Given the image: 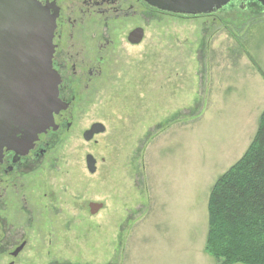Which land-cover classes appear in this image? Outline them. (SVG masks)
Masks as SVG:
<instances>
[{
    "label": "rangeland",
    "instance_id": "rangeland-1",
    "mask_svg": "<svg viewBox=\"0 0 264 264\" xmlns=\"http://www.w3.org/2000/svg\"><path fill=\"white\" fill-rule=\"evenodd\" d=\"M143 25L145 40L119 39L104 76L79 93L38 164L46 189L22 216L21 182L9 190L10 222L27 241L16 264H217L205 252L208 199L264 110L250 58L264 72V12L155 14ZM95 122L107 129L86 141ZM90 202L104 207L92 214Z\"/></svg>",
    "mask_w": 264,
    "mask_h": 264
},
{
    "label": "flooded vegetation",
    "instance_id": "flooded-vegetation-1",
    "mask_svg": "<svg viewBox=\"0 0 264 264\" xmlns=\"http://www.w3.org/2000/svg\"><path fill=\"white\" fill-rule=\"evenodd\" d=\"M47 8L49 16L57 25V47L53 58V68L61 79L59 99L71 103L73 110L81 99L80 92L91 90L96 78L104 76L106 62L114 52L116 42L122 39L126 43L138 46L147 35L143 21H151L155 14L176 15L155 6V0H39ZM257 7L264 12V5L258 0H231L227 5L216 9L209 16L231 9H249ZM198 16V15H194ZM142 28L141 43L133 44L131 34ZM134 42L138 38L133 39ZM73 112L71 113V116ZM67 125L63 121L60 128ZM70 127V126H69ZM19 135L0 143V264H16L27 246L21 242V232L15 229L21 224L10 222L9 190L18 187L21 182V216L29 209L30 203L46 183L38 180V164L48 153L52 137L57 129L46 128L45 133ZM33 188L34 191H30ZM29 190V195H28ZM52 192H44L51 196ZM32 211V210H31ZM30 211V212H31ZM12 226L9 227V226ZM23 230V228H21ZM24 247L21 250V246Z\"/></svg>",
    "mask_w": 264,
    "mask_h": 264
},
{
    "label": "water",
    "instance_id": "water-1",
    "mask_svg": "<svg viewBox=\"0 0 264 264\" xmlns=\"http://www.w3.org/2000/svg\"><path fill=\"white\" fill-rule=\"evenodd\" d=\"M231 0H155V6L177 14L213 13ZM264 5V0H258ZM57 25L39 0H0V143L34 130L71 125V103L59 99L61 79L53 68ZM142 28L131 34L133 44L142 41ZM134 38H138L134 42ZM95 122L84 131L86 141L106 131ZM29 135V134H28ZM90 173L97 170V159L86 155ZM92 214L103 209V202H90ZM24 245L21 246V250Z\"/></svg>",
    "mask_w": 264,
    "mask_h": 264
},
{
    "label": "trees",
    "instance_id": "trees-1",
    "mask_svg": "<svg viewBox=\"0 0 264 264\" xmlns=\"http://www.w3.org/2000/svg\"><path fill=\"white\" fill-rule=\"evenodd\" d=\"M205 252L217 264H264V111L248 150L210 191Z\"/></svg>",
    "mask_w": 264,
    "mask_h": 264
},
{
    "label": "crops",
    "instance_id": "crops-1",
    "mask_svg": "<svg viewBox=\"0 0 264 264\" xmlns=\"http://www.w3.org/2000/svg\"><path fill=\"white\" fill-rule=\"evenodd\" d=\"M207 76H209V72H208ZM212 76H213V73H212ZM214 76H215V73H214ZM209 79H210V76H209ZM263 111H264V110H263ZM263 111H262V112H263ZM261 114H262V113H260V116H261ZM259 119H260V117H259ZM206 239H207V238H206ZM205 244H206V243H205Z\"/></svg>",
    "mask_w": 264,
    "mask_h": 264
}]
</instances>
